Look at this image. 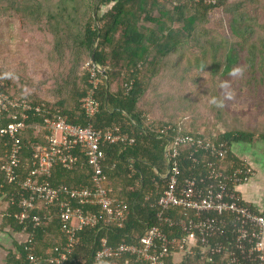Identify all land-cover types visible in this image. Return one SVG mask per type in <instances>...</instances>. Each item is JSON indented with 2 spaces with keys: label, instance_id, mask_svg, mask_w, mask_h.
Returning <instances> with one entry per match:
<instances>
[{
  "label": "trees",
  "instance_id": "trees-1",
  "mask_svg": "<svg viewBox=\"0 0 264 264\" xmlns=\"http://www.w3.org/2000/svg\"><path fill=\"white\" fill-rule=\"evenodd\" d=\"M260 2L0 0V26L3 19L16 20L26 45L25 57L19 58L15 66H0V91L39 104L49 110L48 114L59 113L69 123L91 124L97 130L118 125L135 138L130 145L103 147V172L113 194L123 199L129 209L123 226L102 223L80 229L78 243L62 264H87L102 237L112 246L121 241L136 243L148 227L158 223L160 207L156 198L166 181L161 175L167 169L168 139L192 135L227 142V150L219 158L196 150L190 143L178 145V153L171 160L179 168L180 180L204 169L206 160H214L226 171L240 163L241 157L232 146L251 142L253 134L227 126L214 132L212 122H227V111L232 108L230 100L225 104L223 94L236 90L233 96L238 97L242 84L245 94L256 96L259 103L260 98L264 101V19L259 21L257 14L251 12ZM88 59L104 70V74L97 72L94 97L99 108L91 117L80 102L90 88L85 66ZM189 71H195L198 79L206 76L209 84L197 90L189 84V80L198 82L188 75ZM162 97L158 107H154V100ZM202 106L209 114L214 108L216 120L202 121ZM6 114L0 113V127L9 121ZM38 119L31 117L32 121ZM259 136L264 140V134ZM3 140L0 137V148ZM22 142L23 155L27 157V146L41 140L27 133ZM75 151L79 159L74 168L54 165L51 169L52 186L73 187L90 182L92 169L84 152ZM192 153L198 162L191 160ZM156 184L160 188L156 189ZM12 190L10 184L0 188V197L8 203L4 219L21 230L22 224L15 218L19 209ZM149 193V199H145ZM57 211L54 204L34 208L31 214L38 216L40 223H27L25 232L33 236L34 253L43 259L55 252L63 237ZM165 213L191 215L178 207ZM26 244L22 241L16 245L19 255L10 254L8 264H27ZM187 254L178 262L168 256L163 264H207L199 248L194 247ZM212 257L216 264H225V256ZM126 259L123 256L119 263Z\"/></svg>",
  "mask_w": 264,
  "mask_h": 264
},
{
  "label": "built area",
  "instance_id": "built-area-1",
  "mask_svg": "<svg viewBox=\"0 0 264 264\" xmlns=\"http://www.w3.org/2000/svg\"><path fill=\"white\" fill-rule=\"evenodd\" d=\"M90 88L80 98L81 107L89 117L99 108L94 97L100 71L98 65L88 59L85 62ZM6 112L9 121L0 127V188L12 185V197L17 198L19 211L15 218L22 224L27 264H62L79 241L78 232L84 227L102 223L122 227L129 213L127 203L113 194V188L103 172L105 159L103 147L107 144L130 145L135 138L120 130L118 125L97 130L67 122L59 113L33 104L26 98L10 97L0 91V113ZM37 116V121L31 117ZM167 127H164L166 129ZM30 133L41 143L27 146L24 157L23 138ZM190 143L196 150H203L213 158L223 157L227 142L211 138L178 135L168 139L165 145L167 169L164 187L156 198L160 207L158 223L148 227L136 243L121 241L112 246L102 237L99 247L87 264H163L168 256L180 253L185 258L194 247L200 249L207 264H216L214 255L225 256V264H264V210L258 211L243 199L238 187L254 176L255 169L245 157L229 171L217 166L214 160L198 169L197 174L180 180L179 168L171 158L178 153L177 146ZM76 149L83 151L92 172L90 182L73 187L66 184L52 186L51 169L61 165L75 167L79 157ZM26 158L22 165V159ZM193 162L198 159L190 155ZM156 189L160 188L158 184ZM149 195L145 199H149ZM54 204L58 206L59 227L63 237L46 259L34 253L32 234L25 232L27 223L37 226L40 219L32 215L34 208ZM171 207L190 211V216H169ZM30 218V219H29Z\"/></svg>",
  "mask_w": 264,
  "mask_h": 264
},
{
  "label": "rangeland",
  "instance_id": "rangeland-1",
  "mask_svg": "<svg viewBox=\"0 0 264 264\" xmlns=\"http://www.w3.org/2000/svg\"><path fill=\"white\" fill-rule=\"evenodd\" d=\"M251 12L257 14L258 20L259 18L261 20L264 19V0H261L260 4H255ZM17 23L18 22L14 19H3L1 21L0 66L7 64V66L9 65L13 67L18 62L19 58L25 57L24 51L26 50V45L19 35ZM188 75L198 81L192 83V81L189 80V84L194 86L197 90L199 88L201 89L205 83L207 85L209 84V82H206V76L205 79H198L195 71H189ZM244 88L246 87L242 84V90L238 97L233 96L236 94V90H233L232 93L229 91V93L223 94V97L227 99L225 104L230 100L229 106L232 108V110L230 109V111H227V122L223 120L222 122L224 123H222L219 120H216L215 112H213L215 111L214 108L209 114L208 110L203 106L200 108V112L203 114L201 120L208 121L211 118L216 120V123L212 122L214 132H216L217 129H223L224 126H227L228 128H238L245 132H250L254 136L253 140H261L259 135L264 134V101L260 98L261 103L257 102V97L254 95H248L247 92L245 94ZM159 100H163V97L162 99L158 98L154 100V107H158ZM225 123H227V125H225Z\"/></svg>",
  "mask_w": 264,
  "mask_h": 264
},
{
  "label": "crops",
  "instance_id": "crops-1",
  "mask_svg": "<svg viewBox=\"0 0 264 264\" xmlns=\"http://www.w3.org/2000/svg\"><path fill=\"white\" fill-rule=\"evenodd\" d=\"M260 141V142H259ZM240 157H245L254 167L255 174L247 182L238 187L244 200L249 202L258 211L264 210V140H252L251 142H237L232 146ZM8 203L0 197V264H8V257L17 253L16 245L23 241L22 231L11 225L8 219H4V212ZM19 255V253H17ZM175 262L180 261L181 254L175 253Z\"/></svg>",
  "mask_w": 264,
  "mask_h": 264
},
{
  "label": "water",
  "instance_id": "water-1",
  "mask_svg": "<svg viewBox=\"0 0 264 264\" xmlns=\"http://www.w3.org/2000/svg\"><path fill=\"white\" fill-rule=\"evenodd\" d=\"M91 58L93 59V53H92ZM95 63H96V62H95ZM96 64H97V63H96ZM97 65H98L99 69L102 70V68L100 67V65H99V64H97ZM102 73L104 74V70H102Z\"/></svg>",
  "mask_w": 264,
  "mask_h": 264
},
{
  "label": "clouds",
  "instance_id": "clouds-1",
  "mask_svg": "<svg viewBox=\"0 0 264 264\" xmlns=\"http://www.w3.org/2000/svg\"><path fill=\"white\" fill-rule=\"evenodd\" d=\"M98 64V63H97ZM101 67V66H100ZM100 71H102V70H100Z\"/></svg>",
  "mask_w": 264,
  "mask_h": 264
}]
</instances>
